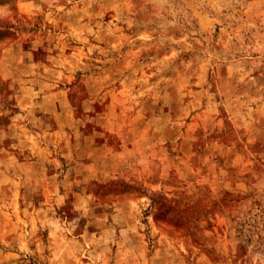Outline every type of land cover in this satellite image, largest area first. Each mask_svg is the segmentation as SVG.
I'll list each match as a JSON object with an SVG mask.
<instances>
[{
  "label": "rangeland",
  "instance_id": "rangeland-1",
  "mask_svg": "<svg viewBox=\"0 0 264 264\" xmlns=\"http://www.w3.org/2000/svg\"><path fill=\"white\" fill-rule=\"evenodd\" d=\"M0 264H264V0H0Z\"/></svg>",
  "mask_w": 264,
  "mask_h": 264
}]
</instances>
